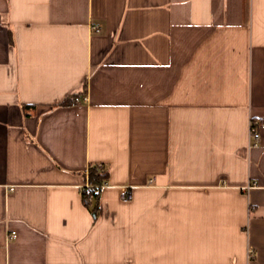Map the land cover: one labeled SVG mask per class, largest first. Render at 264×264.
<instances>
[{"label": "crops", "instance_id": "1", "mask_svg": "<svg viewBox=\"0 0 264 264\" xmlns=\"http://www.w3.org/2000/svg\"><path fill=\"white\" fill-rule=\"evenodd\" d=\"M0 264H264V0H0Z\"/></svg>", "mask_w": 264, "mask_h": 264}, {"label": "built area", "instance_id": "2", "mask_svg": "<svg viewBox=\"0 0 264 264\" xmlns=\"http://www.w3.org/2000/svg\"><path fill=\"white\" fill-rule=\"evenodd\" d=\"M92 30H97V27L93 26ZM84 99L86 100V98H84ZM258 126H259V124H258L257 120L250 119L249 136H250V139L252 140L254 146H256L260 140V134L258 131ZM92 167L93 166H90L89 168H92ZM97 167H101V166H97ZM87 173H88V170L86 171V181H85L84 185L81 187L80 192H81L82 199H83L84 203L85 204H91L93 198L100 196L102 189L107 186V183L102 182L100 185H93L88 180ZM250 188H251V186H248V187L244 188L243 190L248 191ZM120 199L124 202L130 201L132 199L131 192L128 189H124V192L120 196ZM15 238H16V234L11 233L10 239H15Z\"/></svg>", "mask_w": 264, "mask_h": 264}, {"label": "trees", "instance_id": "3", "mask_svg": "<svg viewBox=\"0 0 264 264\" xmlns=\"http://www.w3.org/2000/svg\"><path fill=\"white\" fill-rule=\"evenodd\" d=\"M71 103V100H66L63 104L68 105ZM62 104V105H63ZM106 172L103 171L101 167L93 166L88 169L87 178L93 185H100L102 182H105ZM89 205V204H86ZM95 210V209H94Z\"/></svg>", "mask_w": 264, "mask_h": 264}]
</instances>
